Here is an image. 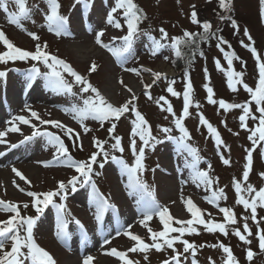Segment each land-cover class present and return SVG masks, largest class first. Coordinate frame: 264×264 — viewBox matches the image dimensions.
Listing matches in <instances>:
<instances>
[{
  "label": "rangeland",
  "instance_id": "obj_1",
  "mask_svg": "<svg viewBox=\"0 0 264 264\" xmlns=\"http://www.w3.org/2000/svg\"><path fill=\"white\" fill-rule=\"evenodd\" d=\"M134 2L144 15L138 25L139 31L134 38L132 52L123 59V66L109 51L95 42L96 32L102 30L103 43L109 45L122 43L119 39L113 41V37H122L127 32L122 10L113 14L115 20L122 25L120 29L106 23L107 13L115 6V0H91L89 8L83 4H76L75 0H59L60 14L68 17L67 34L60 36L50 32L45 24L44 14L47 5L44 0H27V6L32 12L30 19L21 21L24 30L9 24L2 10H0V30L15 47L22 50L34 52L37 43L43 47L46 42L47 47L43 49L44 51L63 60L79 75L89 79L100 94L114 106L124 104L135 94L136 99L132 102V106L144 116L152 135L162 141L145 148L144 171L141 179L153 191L155 203L161 208L169 209L174 218L173 227H180L175 220L192 219L191 213L186 208L188 199L202 210V218L206 221L223 223V213L219 208H230L235 213L236 223L226 225L227 235L219 231L208 232L203 225L194 224L193 227L197 231L185 232L180 239L187 240L195 246V256L192 250L184 252L180 241H177L173 248H167L165 245L160 251L149 248L146 251L129 252L128 249L135 246V241L124 235L125 231L139 235L145 243H152L148 228L139 223L143 218V210L137 205L138 197L136 194L129 195L130 190L125 187L128 177L121 165L111 159L112 156H116L129 165L134 162L130 148L134 114L129 111L118 121H104L103 126L99 121L87 119L84 124L89 131L84 132L72 116L62 109L80 105L82 96H94V94L81 93V85L75 83L74 78L67 73L63 75L65 80L72 84V94L52 90L43 75L49 69L42 61H34L31 58L0 62V72L5 73L0 77V131L6 133L0 138L4 141L0 143V153H2L0 154V201L14 203L22 216L35 218L37 213L32 206V198L26 195L27 192L54 191L58 187V182L63 181L67 184L72 176L79 175L74 168L66 165L64 157L56 159L58 156L56 148L49 143V137L44 133H51L60 138L62 135L65 140L64 145L69 150L68 155L75 161H88L93 152L99 153L97 161L92 165L91 181L94 182L96 190L110 205H114V208H107L99 222L95 219L96 205L90 198L92 183H77L75 192H72L71 186H68L66 199L63 201L59 196L54 197L55 205L63 203L65 206L60 215L67 225L66 236L70 241L67 238L57 237L58 211L53 204L44 207V211L39 214L33 228V236L36 243L52 255L56 264H83L85 258L89 256L93 258L90 264H124L119 258L108 254L113 248L126 253V257L131 259L133 264H164L166 258L177 253H179V264H193V260L196 264H225L227 254L219 247L220 244L231 249L238 264H264V250L260 248L256 235L258 231H264V208L257 207V222H253L251 210H245L243 205L236 203L237 195L233 184V180H236L242 188H246L247 185H252L257 190L264 187V178L260 175L264 173V157L261 156L264 143L253 145L248 139L250 130L256 122L251 116L245 121L247 128H242L239 120L242 109L224 110L218 103L220 100L229 104L249 102L250 94L245 91L243 85L247 84L253 89L257 86L259 77L257 59L249 48L256 50L262 62L264 20L261 18L260 0H230L227 10L219 7V0H134ZM9 8L11 11L16 10L11 4ZM193 11L197 13L200 24L192 23ZM221 16L224 19H221ZM233 21L236 23L235 28L232 26ZM203 22L211 24L212 34L203 40L197 37L196 44L182 45L181 55H175L170 47L171 38L182 37L185 31L202 33L203 29L200 25ZM160 29L165 30L168 39L161 41L165 47L159 49L153 56L148 37L160 40ZM245 30L248 35H245ZM28 32L36 33L39 41H34L27 34ZM220 33L224 35L226 43H220L218 38ZM76 44L87 47L88 53L85 57L79 56L80 52L74 47ZM4 50L8 49L0 42V53ZM232 53L235 54L232 59L235 66L234 73L242 74L234 78L235 91L228 87L226 75L229 71L226 69L228 61L225 55ZM176 61L180 64L179 67H176ZM217 62L220 64L219 69ZM162 63L168 65L173 74H176L170 77L164 76L159 69ZM93 64L96 66L95 70L89 71ZM33 67L39 70V75L32 73ZM186 67L189 68L188 71L183 72ZM133 68L138 70L139 75L125 70ZM153 73H160L159 79H155ZM109 77L112 78L114 88L112 93L106 96L103 87ZM236 79L242 82L236 83ZM132 82L139 85L137 90L131 88ZM186 83L191 84V103L188 115L182 121L190 136L185 143L198 150L199 161L196 168L208 173L209 179L212 180L211 188L196 179L192 169L186 167V162L191 163L192 158L188 157L186 152H181V146L176 139H166L165 134L159 130L160 127H168L172 129L170 135L173 137L178 138L181 135L173 123V114L163 110L168 105L164 101H160L158 105L156 101L163 96L172 106L175 116L179 117L183 110ZM145 84L151 85L147 89L148 95H145ZM169 84L178 93L177 96L167 92ZM206 84L212 88L213 99L217 103L208 101ZM128 88L132 89L131 93ZM249 107L252 115L256 116L255 102H251ZM31 111L38 113L40 119L59 121L66 127L72 128L74 130L71 134L72 138H69L62 128L54 127L52 124H41L39 119L31 116ZM18 116L30 120V123L23 124L15 120L14 118ZM201 116L216 130L222 141L221 144L217 145L208 125L201 123ZM112 123L116 124V128L110 136L107 129ZM13 125L19 131H9ZM36 129L41 130L39 135H32L28 140L24 139V135L31 134ZM77 134L79 140L75 139ZM115 136L121 138L123 152L112 149ZM94 138L104 142V151L108 152L107 160L94 146ZM135 139L138 150L141 141L138 136ZM5 148L10 152H2ZM248 150H252V166L245 181L243 172ZM221 157L227 159L229 164L225 165ZM101 164L104 166L101 167ZM13 169L19 171L28 182L17 176ZM216 190H223L224 197L215 205L208 203L205 198H210ZM242 195L249 198L246 191ZM39 199L43 198L39 197ZM25 204L28 207L25 208ZM39 206L43 207V205ZM9 215L13 213L0 210V221H4L5 218L7 220ZM76 221H79V224ZM146 223L153 231L163 229L158 216L154 215L152 220ZM245 223L252 233L250 236L243 232ZM237 229L250 243H244L234 235ZM118 231L119 235H117ZM81 232H85L86 236L84 242L80 240L81 243L77 248L75 241ZM179 235V233L169 234L170 238ZM105 239L109 243L105 244ZM5 247L10 248V242ZM249 249H254L257 255L248 258ZM167 261L169 264H176L174 260Z\"/></svg>",
  "mask_w": 264,
  "mask_h": 264
},
{
  "label": "snow or ice",
  "instance_id": "obj_2",
  "mask_svg": "<svg viewBox=\"0 0 264 264\" xmlns=\"http://www.w3.org/2000/svg\"><path fill=\"white\" fill-rule=\"evenodd\" d=\"M47 5V11L44 14L45 24L48 30L54 33L57 36L67 34V24L68 17L60 14V3L59 0H44ZM76 4H83L86 8L91 6V0H75ZM14 5L16 10L11 11L9 5ZM230 4V0H219V7L221 9L227 10ZM261 4V18L264 20V0H260ZM0 10L6 16V20L9 24L15 25L21 30H24L22 27V20H27L31 18L32 9L27 6V0H0ZM118 10H122V16L124 18L127 32L122 37L116 38L113 37V41L119 39L122 41L119 45H109L103 43L101 37L103 36V31L96 32L95 42L102 48H105L107 51L111 53L113 57L116 58L117 62L123 66V59L126 58L132 52V46L135 36L137 35L139 28V22L143 19V11L136 5L134 0H115V6L111 8V10L107 13V21L108 25H112L113 27L120 29L122 25L117 22L114 18V13H117ZM221 19H224L221 16ZM191 21L194 24H200L197 19V13L193 11L191 13ZM203 29L202 33H192L185 31L182 37H173L171 38L170 47L174 50L175 55H181V46L182 45H193L196 44L197 37L200 40L206 39L212 33L210 32L211 24L209 22H203L200 25ZM232 26L235 28V21L232 22ZM161 38L157 40L155 37L149 36V40L151 41V54L155 56L157 51L163 47L165 44L161 41L167 40L168 36L164 29H160ZM34 41H39V37L36 33L28 32L27 33ZM245 35H248L247 30H245ZM220 43H226L223 38H219ZM251 39V37H249ZM0 42H2L5 47L8 49L7 52L0 53V62H6L7 60H26L31 58L34 61H42L46 67L49 69L48 72L44 73V78L47 80L49 86L54 91H64L66 93L72 94V84L65 80L63 73H67L71 77L74 78V82L81 85V93H93L94 96L81 97L82 103L80 105H73L70 109H62L66 114H70L72 118L83 128L84 132H88L89 129L85 126L84 121L87 119H92L99 121L101 126H103L104 121L111 120H119L121 116L129 111H131L135 120L132 121L133 127L131 129V136L133 137L130 143V148L132 150V154L134 157V162L129 165L123 159H119L116 156H112L111 159L113 161L118 162L124 173H126L128 177V183L125 185L126 189H129V195L136 194L137 205L142 208L143 218L139 221V223L148 228V232L150 233V239L152 241L151 244L145 243V241L139 235H133L130 231H125L124 235L128 236L132 241H135V246L129 248V252L136 251H146L149 248H154L157 251H160L165 245L167 248H173L174 244L177 241H180L183 244L184 252H188L192 250L193 256H195V246L188 242L187 240L180 239L181 236L188 233L196 232V228L193 227L194 224L203 225L204 229L208 232H216L219 231L222 234L227 235V224H235L236 217L235 213L230 208H219V211L223 213L224 222L217 223L212 220H205L202 218V210H200L191 199H188L186 202V208L189 213L192 215V219L189 220H175V223L180 225V227H173L172 221L174 218L171 216L169 209L167 207L161 208L159 205L155 203L153 191L149 189V186L143 182L141 176L144 171V155L145 148L149 146H154L155 143H159L162 141L157 140L156 137L152 135L151 128L148 125V122L144 118V116L137 111V109L132 106V102L136 99L135 94L131 96V98L126 101L124 104L120 106H114L109 103L104 96L100 94V92L93 88L88 81L79 75L75 70L72 69L70 65H68L63 60L52 56L47 53L43 49L47 47V43L43 45V47L37 43L34 52H30L27 50H22L18 47H15L5 36V33L0 30ZM219 47V45H218ZM252 52L253 56L257 59V67L259 69V79L257 82V86L255 89L249 87L247 84H244L243 87L246 92L250 94L251 100L244 104H229L223 100H220L219 106L224 110H228L231 108H241L242 115H240L239 120L241 122L242 128H247V124L245 121L251 116V118L255 121H258L256 126L250 130V135L248 139L252 141L253 145L257 143L264 142V62L260 61V58L257 56L256 50L254 48H249ZM235 54H226L225 58L228 61L229 69H231L232 59ZM167 59V57H165ZM95 64L92 65L89 71L95 70ZM217 68H220L219 62H217ZM61 69L63 71H61ZM126 71H131L137 75L139 72L137 69H125ZM32 73L34 75H39V70L35 67L32 69ZM5 75L4 72H0V77ZM160 73H153L155 79H159ZM228 87L235 91L234 88V78L240 77L242 74L234 73L229 71L226 73ZM31 78V77H30ZM207 79V77H206ZM187 80V77H186ZM155 82V80L153 81ZM236 83H240L239 79L235 80ZM122 83V81H121ZM151 85L145 84V95H148L147 89L150 88ZM205 89L208 93V101L210 103H217L213 99V90L207 84L205 85ZM130 93L132 92L131 88L127 89ZM167 92L171 93L173 96H177L178 93L174 91L171 84H169L167 88ZM190 92H191V84L186 83L185 90L183 94V110L179 117L175 116L173 112L172 106L168 103V101L161 96L156 103L159 105L160 101H164L167 104V108L163 109L168 113L173 114V123L175 124L176 129L179 130L181 135L176 138L171 134L172 129L168 127H160V132L165 134V138L172 140L176 139L177 143L181 146V152L187 153L188 157H191V163L186 162V167L192 169L195 174V178L204 183L207 187L211 188L212 180L209 179L208 173L205 171H200L196 168V164L199 161L198 150L189 144L185 143L187 139H190L189 133L187 129L183 126V119L188 115V110L190 106ZM149 99L151 97L149 96ZM255 102L256 109L255 111L259 113V116L252 115L251 108L249 104L251 102ZM30 110V109H29ZM31 116L39 119L41 124H52L54 127L62 128L65 131V134L72 138L71 134L73 133L72 128H68L63 125L59 121H48L40 119L38 113L35 111H31ZM15 120H19L23 124H29L30 120L25 119L23 116H18L14 118ZM201 123L207 124L209 131L212 132L215 136L217 145L221 144L222 141L219 138L216 130L212 128L210 124L201 116ZM159 127V126H158ZM33 128L35 126L33 125ZM116 128V124L112 123L111 127L107 129L109 135L111 136ZM9 131L16 132L19 129L13 125ZM40 133L35 131L33 135H39ZM6 135L5 132L0 131V138ZM44 135L49 137V143L52 144L58 153L56 159L60 157H64V162L68 167H72L79 174L78 176H72L67 184L65 182H58V187L54 191H49L45 193H35V192H27L26 195L32 198V206L35 208L37 213V217H24L20 214L19 208L16 204L11 202L0 201V210L5 212H11L14 215L10 216L7 220L0 221V264H56V261L52 257V255L46 251L44 248L40 247L33 236V228L36 223V219L39 217V214L44 211V207H47L49 204H53L58 211L57 217V237L60 239L66 238V223L64 222L60 213L64 211V204L61 203L59 205H55L53 201V197L59 196L60 200L63 201L66 199L68 186H71V191L75 192L77 190V183L87 184L92 183V192L90 193V198H92L96 205V213L95 219L99 222L102 219L103 212L114 205H110L108 201L96 190L94 182L91 181V172L92 165L97 161L98 152H93L89 157L88 161H75L68 155V149L65 147L63 141L59 136H55L51 133H44ZM139 137L141 141V146L137 150V141L135 137ZM25 139H30V137H25ZM76 140H79V134L75 137ZM115 143L111 145L112 149L123 152L124 149L121 146V138L119 136H115ZM4 141L0 139V143ZM94 146L99 149L100 152L103 153L105 160L108 158V152L104 151V142L94 138L93 139ZM15 147V145H13ZM2 154V153H0ZM261 156L264 157V148H261ZM222 162L227 165L229 161L221 157ZM247 163L244 166L243 179L246 181L249 176V172L252 166V150L247 151L246 156ZM187 161V157H186ZM45 166H49L45 164ZM101 167L104 165L101 164ZM15 174L19 176L25 182H28L26 178L16 169H13ZM262 178H264V173L260 174ZM235 192L237 195L236 203L239 205H243L245 210H251V219L253 222H257V207L264 208V187L255 189L252 185H247L246 188H242L241 184L233 180ZM20 191H24V189H20ZM247 192L249 194V198H245L242 195L243 192ZM254 193V195H253ZM43 197V199H39V197ZM224 197L223 190L213 191L212 196L210 198L206 197L208 203L217 204V201L220 198ZM39 205H43L40 207ZM218 206V205H217ZM24 207H28L27 204ZM158 216L160 223L163 225V229L161 231H153L147 225V221L152 220L153 216ZM247 219V217H245ZM79 224V221H76ZM82 227V226H81ZM243 232L247 233L249 236L252 235L248 224L245 223L243 225ZM170 233H179V236L171 237ZM120 232H117L119 235ZM234 235L237 236L244 243H250V241L246 238L245 235L241 233L239 229L234 231ZM259 246L262 250H264V231H258L256 233ZM10 242V248L5 247L7 243ZM162 242V243H161ZM104 243L107 244L109 241L107 239L104 240ZM215 247V245H213ZM219 247L223 250L224 253L227 254V261L225 264H238V261L235 260L231 249L229 247L220 244ZM175 251V250H174ZM109 255H113L124 262V264H133L132 261L126 259V253L117 251L115 248L111 249L108 253ZM253 255L252 251L249 249L247 251V257L251 258ZM92 257H86L83 264H90L92 261ZM176 264H179V253L172 257ZM164 264H169V261L165 260ZM193 264H196V261L193 260Z\"/></svg>",
  "mask_w": 264,
  "mask_h": 264
},
{
  "label": "bare ground",
  "instance_id": "obj_3",
  "mask_svg": "<svg viewBox=\"0 0 264 264\" xmlns=\"http://www.w3.org/2000/svg\"><path fill=\"white\" fill-rule=\"evenodd\" d=\"M75 49L80 52L79 53V56L82 58V57H85L88 53V49L85 45L81 44V45H75L74 46ZM159 69L163 72V73H166V72H169L170 74L173 73L172 69L169 68L168 65H165L164 63L160 64V67ZM114 88V83L112 81V78L109 77L108 80H107V84L104 85L103 89H104V94L106 96H109L111 93H112V90ZM131 88L134 89V90H137L139 88V85L136 83V82H132L131 84ZM1 177H4L3 175H1Z\"/></svg>",
  "mask_w": 264,
  "mask_h": 264
},
{
  "label": "trees",
  "instance_id": "obj_4",
  "mask_svg": "<svg viewBox=\"0 0 264 264\" xmlns=\"http://www.w3.org/2000/svg\"><path fill=\"white\" fill-rule=\"evenodd\" d=\"M176 67L180 66V64L178 63V61L175 62Z\"/></svg>",
  "mask_w": 264,
  "mask_h": 264
}]
</instances>
